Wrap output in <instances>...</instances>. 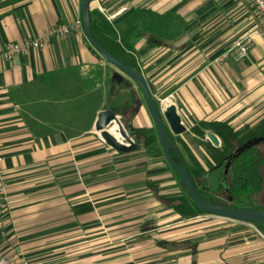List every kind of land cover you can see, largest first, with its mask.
<instances>
[{"label":"crops","instance_id":"crops-1","mask_svg":"<svg viewBox=\"0 0 264 264\" xmlns=\"http://www.w3.org/2000/svg\"><path fill=\"white\" fill-rule=\"evenodd\" d=\"M101 1L114 12L129 4L112 21L122 40L134 43L154 91L177 96L179 114L196 126L220 121L237 129L264 121V36L255 35L244 59L216 60L259 27L249 3ZM81 2L0 0V51L43 38L57 25L81 23ZM100 61L82 24L0 61V172L7 194L0 252L13 264H264V239L249 223L206 217L182 225L191 219L180 220L157 197L177 193L178 181L155 169L160 156L148 155L142 140L122 153L102 139L98 116L107 97L112 101V87L128 84L111 85L114 71L106 80ZM152 123L148 106L140 105L133 126L153 130ZM186 240L196 243L193 250L162 244Z\"/></svg>","mask_w":264,"mask_h":264},{"label":"trees","instance_id":"trees-1","mask_svg":"<svg viewBox=\"0 0 264 264\" xmlns=\"http://www.w3.org/2000/svg\"><path fill=\"white\" fill-rule=\"evenodd\" d=\"M89 17L91 22V31L96 40L112 55H114L121 62L140 71L135 57L134 43H125L118 37L117 30L108 17L99 11L98 9H89ZM97 53V52H96ZM98 56H100L98 54ZM198 127L194 129L196 134L203 135L204 130L211 129L215 131L222 142V147H215L210 144L211 157L216 161V164H209L210 169L206 170L197 160H194V167L186 163L189 174L198 190V192L207 200L228 206H235L241 208H247L251 210H264V205L256 204L253 199L254 195H258L264 183L261 167L264 164V158L258 151L256 146H253L242 153L238 154L231 162L229 171L228 186L230 188V194L232 195L233 202L231 204H224L217 202L215 198H206L199 188L204 186L210 171L224 161L230 154L235 153L236 149L243 145L249 139L258 136H264V121L260 122L257 126L249 128L247 133L241 134L240 131L234 129L227 122H203L200 121ZM138 141H141V147L145 148L149 154L153 156L162 155V147L158 138V135L153 130L148 128H140L136 130ZM140 139V140H139ZM235 145L234 146V142ZM175 160L180 163L175 152H172ZM176 173V172H175ZM182 189L177 193L168 195H158L168 208H172L174 212L179 215L180 220H187L195 218L196 216L207 213L200 209L190 197L187 189L183 185V182L179 175L176 173ZM223 184L221 185V188ZM158 192V191H157ZM256 227L264 234V225L254 223ZM163 246L167 249H194L196 243L192 241L166 242L163 241Z\"/></svg>","mask_w":264,"mask_h":264},{"label":"water","instance_id":"water-1","mask_svg":"<svg viewBox=\"0 0 264 264\" xmlns=\"http://www.w3.org/2000/svg\"><path fill=\"white\" fill-rule=\"evenodd\" d=\"M91 2L92 0H82L81 2V24L85 39L89 42L91 47L99 53L102 58H104L108 63L117 68V70L114 71L111 76V85L115 83L119 85L129 84V82L125 79V76H127L134 82H136L137 85L141 88L150 114L155 123L157 135L165 159L170 164L172 169L179 175L183 182V185L187 189L190 197L195 202V204L203 211L215 216L264 225V210H251L247 208L217 204L205 199L198 192L189 174L186 163L182 159L176 145L172 142L165 128L166 121L175 134H182L187 130L182 121L181 115L178 113L176 105L171 103L164 109H160L145 75L141 71L118 60L96 40L91 31V22L89 17ZM128 7L129 4L119 8L113 13L112 17L114 18L115 16L120 15ZM121 117L122 115H119L114 109L111 108L109 99L107 97L105 108L98 116L95 124V129L97 132H99L102 139L116 151L122 153L131 152L138 147V143H136L133 137L128 134L125 125L121 120ZM205 136L206 139L211 141V143L215 147L220 146L221 139L215 131H206ZM261 143H264V136L253 137L252 139L246 141L243 145L239 146L236 149L235 153L230 154L226 157L228 161L226 162L223 171L222 182L224 185L226 184V178L228 176L232 160L243 151ZM172 152H175L177 154L180 163L175 160ZM225 189L229 193L228 200L231 201L232 195L230 194L229 186H225Z\"/></svg>","mask_w":264,"mask_h":264},{"label":"rangeland","instance_id":"rangeland-1","mask_svg":"<svg viewBox=\"0 0 264 264\" xmlns=\"http://www.w3.org/2000/svg\"><path fill=\"white\" fill-rule=\"evenodd\" d=\"M94 1V0H92ZM101 0H96L94 2V4L92 5L91 8L93 9H98L99 11H101L102 13H104L108 19L113 23V12L115 10V8H113L111 6V4H107V6H105L103 3H101ZM114 25V23H113ZM116 26V25H114ZM116 28V27H115ZM117 30V28H116ZM118 33V37L120 39H122L123 36H120V32L117 30ZM95 51V50H94ZM97 52V51H95ZM97 54H99L97 52ZM100 57V64L102 65L103 69L102 72L106 78V80H109L110 75L113 71H116L117 68L112 66V64L107 63V61ZM135 57H137V59H139V55L138 53H136ZM125 79L129 82L128 86H116L114 85L112 87L111 93H112V101H110V106L112 109H114L119 115L120 114H125L126 117H129L130 112L135 109L138 105H142L146 103L144 94L141 90V88L137 85L136 82H134L132 79H130L129 77L125 76ZM148 81V80H147ZM149 82V81H148ZM150 84V82H149ZM151 86V84H150ZM152 93L155 97V100L159 106L160 109H164V107H162L161 105V100H164L166 98H169V102L166 103L167 105L173 103L176 105L177 107V96L173 95V94H159L156 91H154V89L152 88ZM188 92H192L193 89L189 86L187 88ZM181 105V104H180ZM181 115V114H180ZM182 117V121L184 123V125L186 126L187 130L186 132L180 134V135H175L169 125L168 122L165 121V125H166V129L168 130L171 139L173 141V143L176 145L177 150L179 152V154L181 155L182 158H184L186 160V163L189 164L190 166L194 167V160H197L206 170L210 169L209 164H216V161L211 157V153H210V144L211 141L206 139L205 136V132L203 135H198L195 133L194 129H196L198 126H196L195 122L192 121L193 119H191L190 117H188L187 115L183 114ZM152 129L154 131L155 134H157L156 132V128H155V124L153 125L152 123ZM255 127V126H253ZM250 126H243L240 128H237L238 131H240L241 134L243 133H247L249 128H253ZM222 140H221V144L219 147H222ZM234 142V146L237 147V145H235V141ZM213 145V144H212ZM214 146V145H213ZM258 151L260 152V154L262 155V157L264 158V143L258 144L257 146ZM148 155H152L149 154ZM155 169L158 170V172L161 173H165L168 175L171 174V178L176 179L178 182V186H179V190L182 189V184L180 183L175 171L172 169V167L170 166V164L167 162V160L165 159L164 153L162 151V155H160L159 160L156 161L155 163ZM223 169L220 167H215L213 170L210 171V174L207 177V180L205 181L204 186H199V188L201 189V191L203 192L204 196L206 198H215V199H220V200H226L227 197V193L224 192V189L221 188L222 185V181H223ZM261 171H262V175L264 178V164L261 167ZM145 195V196H144ZM142 200H144L146 203L148 201V198L151 197V193H144L142 195ZM254 201L256 202V204H262L264 205V183H263V188L261 190V192L258 195H254L253 196ZM147 200V201H146ZM159 211H162V209H158ZM157 210V211H158ZM157 213V212H155ZM169 215H164L163 214V218L168 217ZM206 217L211 218V219H217L219 218V216H215L209 213H203L200 214L198 216H196L195 218H192L191 220L185 221L184 225L185 227L191 226L194 223L196 224V222L200 223L206 220ZM221 218V217H220ZM219 218V219H220ZM169 219V217H168ZM228 219V218H226ZM228 221L229 223H240L242 221L239 220H234V219H230V220H225ZM242 223H249V222H242ZM252 224V229H254V231L260 235V237H262L264 239V234L255 226V224L253 223H249ZM254 225V226H253Z\"/></svg>","mask_w":264,"mask_h":264},{"label":"built area","instance_id":"built-area-1","mask_svg":"<svg viewBox=\"0 0 264 264\" xmlns=\"http://www.w3.org/2000/svg\"><path fill=\"white\" fill-rule=\"evenodd\" d=\"M244 1L249 3L252 7L255 8L260 19V25L257 29L253 30L251 33L241 38L235 39L233 43L228 47V49L224 51L222 55L218 57L216 60H223L229 57H233L237 61L242 60L248 56L255 35L264 36V0H244ZM80 27H81L80 22L73 23L70 25L61 24L50 29L43 38L26 39L21 43H10L6 46L5 49L0 51V61L3 60L11 61L20 53L28 50L30 47L40 46L44 41L50 39V37L54 35H66ZM168 102H169V98L161 100L162 107L165 108L167 106L166 103ZM5 202H7L6 183L0 172V213L2 211V207L5 204ZM0 264H13V263H11V261L7 256H5L2 252H0Z\"/></svg>","mask_w":264,"mask_h":264},{"label":"flooded vegetation","instance_id":"flooded-vegetation-1","mask_svg":"<svg viewBox=\"0 0 264 264\" xmlns=\"http://www.w3.org/2000/svg\"><path fill=\"white\" fill-rule=\"evenodd\" d=\"M148 106V105H147ZM139 107H140V105H138L135 109H133L131 112H130V115H129V117H126L125 116V114H120V115H122V117H121V120H122V122L124 123V125H125V128H126V130H127V132H128V134H130L132 137H133V139L135 140L136 138H140V137H138L137 136V132H136V130H138V129H140V128H135L134 126H133V124H132V120H133V118H134V116H135V114H136V112H138V110H139ZM149 109V108H148ZM155 124V123H154ZM169 125V124H168ZM170 127V126H169ZM156 128V127H155ZM165 128H166V125H165ZM170 129H171V127H170ZM166 131H167V133H168V135L170 136V134H169V132H168V130L166 129ZM171 131L173 132V130L171 129ZM157 132V131H156ZM174 133V132H173ZM175 134V133H174ZM175 135H180V134H175ZM170 138H171V136H170ZM141 139V138H140ZM139 139V140H140ZM137 140V139H136ZM172 140V139H171ZM138 141V140H137ZM173 142V141H172ZM257 146V145H256ZM228 161V159H225L224 161H221L220 162V166H219V168L221 167L223 170H224V167H225V164H226V162ZM229 171H230V168H229ZM228 180H229V173H228V176H227V178H226V184L224 185L223 184V182H222V184H223V187H222V189H224V192L225 193H227V197H226V200H220V199H216V201L217 202H220V203H224V204H231L232 202H233V198H232V200L230 201V200H228V196H229V193L226 191V189H225V186H228ZM202 186V185H201Z\"/></svg>","mask_w":264,"mask_h":264}]
</instances>
